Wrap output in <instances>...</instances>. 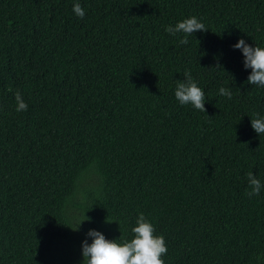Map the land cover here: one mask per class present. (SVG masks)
Instances as JSON below:
<instances>
[{"label":"trees","instance_id":"1","mask_svg":"<svg viewBox=\"0 0 264 264\" xmlns=\"http://www.w3.org/2000/svg\"><path fill=\"white\" fill-rule=\"evenodd\" d=\"M192 16L208 31L181 45L165 28ZM239 39L264 48V0H0V264H83L90 229L130 241L140 213L164 264H264V87ZM185 72L206 112L176 100Z\"/></svg>","mask_w":264,"mask_h":264},{"label":"clouds","instance_id":"2","mask_svg":"<svg viewBox=\"0 0 264 264\" xmlns=\"http://www.w3.org/2000/svg\"><path fill=\"white\" fill-rule=\"evenodd\" d=\"M73 12L80 19L85 16V10L79 3L74 4ZM165 31L173 36L183 34L184 38L180 39L179 43L185 45L188 43V36L198 31L208 30L204 23L200 22L197 17L192 16L176 23L174 26H167ZM232 47L241 50L244 56L245 69H251L247 83L264 87V48L249 46L244 39H239ZM183 75L184 80L178 81L175 89L176 100L180 105L190 104L194 109L206 112L203 90L197 86L189 72H185ZM14 95L16 111H27L28 105L24 102L22 94L17 91ZM219 95L226 96L229 100L232 99L231 91L224 87L219 89ZM251 127L257 134H264V118H251ZM247 182L249 190L246 195L249 198L258 196L264 185L261 184L253 172L247 174ZM88 219L86 217L85 220ZM78 229L79 227L76 230ZM131 231L134 237L130 241L124 240L123 243L118 244L116 240H108L101 232L90 229L86 236L92 238V243L89 244L87 239L82 242L83 264H164L161 257L166 255L168 251L165 239L163 236L154 235V226L143 213L138 215L136 226Z\"/></svg>","mask_w":264,"mask_h":264}]
</instances>
